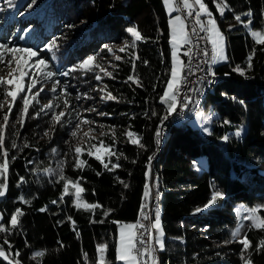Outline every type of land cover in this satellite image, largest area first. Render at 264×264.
I'll use <instances>...</instances> for the list:
<instances>
[{
    "label": "trees",
    "instance_id": "obj_1",
    "mask_svg": "<svg viewBox=\"0 0 264 264\" xmlns=\"http://www.w3.org/2000/svg\"><path fill=\"white\" fill-rule=\"evenodd\" d=\"M14 3L15 7L8 8L4 0H0V5L7 8L0 13V42L10 41L13 36L9 46L40 50L50 40L58 38L56 59L47 52L53 71L66 70L89 53L99 60L105 55L106 44L116 45L113 47L116 54L125 57L124 61H115L110 56L118 65L116 69L109 68L116 79L103 81L119 102L97 105V110L108 116L93 113L101 132L97 141L103 139L106 144L112 143L111 136H102V132H109V126L115 128L117 150L123 153L119 160L121 167L107 171L86 153L82 158L87 160V166L82 170L74 169L71 163L65 166L67 177H83L84 199L103 205V209L95 210V215L74 208L70 197H65L64 203L52 204L59 199L63 182H56L55 177L50 178L42 172L46 167H55L56 161L68 151L66 141L70 139L72 125H57L50 139H41L49 127L48 117L29 119L21 129L18 143L26 139L32 147L23 152H11L10 155L17 158L10 164L7 194L0 198L5 222L16 208L24 211L19 228L9 237L13 253L20 252L21 264H95L96 245L106 241L109 243L108 258L115 264L112 237L118 232V224L113 221H137L145 185L149 184L151 189L152 181L156 187L152 191L151 206L155 210L156 204H161L164 230L165 250L160 251L161 264H243L242 246L237 242H224L231 239V232L239 221L237 204L264 205V45H255L248 29H230L227 23L234 20V14L251 10V29L264 31L261 28L264 0H227L233 11H226L223 18L213 0H205L226 34L228 54L226 62L213 66L217 81L201 100L202 106L211 107L215 113L211 135L188 126L187 118L183 125L182 119H167L163 121L165 126L158 144L155 133L165 114L158 97L163 92L170 68L169 16L162 0H14ZM8 19L16 24L17 35L9 33ZM242 20L247 17L242 15ZM128 27H136L145 39L137 42L136 49L121 53L118 49L124 47L123 42L129 40L131 43L126 32ZM21 36L24 39H20ZM93 41L96 42L94 50L82 47ZM253 49L252 68L246 77H241L233 69L236 66L246 68ZM131 51L139 56L135 61V74L143 87L124 82L133 74L128 62ZM41 56L48 60L43 53ZM58 78L64 80L62 84L70 85L73 106L78 92L91 94L95 86L92 73H73ZM153 85H156L155 91ZM240 100L244 101L243 105ZM41 103L47 104L48 97L42 94ZM16 110L13 109V118ZM32 112L30 109V114ZM153 112L157 115H152ZM240 129L242 135L236 138L233 133ZM125 130L135 132L145 147L125 142L126 138L121 135ZM225 135L230 137L227 142L222 140ZM53 148L59 155L52 153ZM149 156L153 157L151 179L146 177ZM112 162H116L115 157ZM20 177H24L25 182L18 187ZM117 177L128 186L124 187ZM214 187L225 194L224 198L210 209L197 213L196 209L207 203ZM20 196L30 204H22ZM42 208L47 211H40ZM106 209L112 210L107 218L103 215ZM260 214L264 216V209ZM68 216L75 221L76 231L66 219ZM101 220L104 222L99 223ZM245 231L253 244V249L249 250L252 264H264V250L254 251L256 243L264 238V231L250 230L248 226ZM38 251L44 252V256L34 257ZM84 252L88 253L87 262L83 260ZM0 264L7 262L0 258Z\"/></svg>",
    "mask_w": 264,
    "mask_h": 264
},
{
    "label": "snow or ice",
    "instance_id": "obj_2",
    "mask_svg": "<svg viewBox=\"0 0 264 264\" xmlns=\"http://www.w3.org/2000/svg\"><path fill=\"white\" fill-rule=\"evenodd\" d=\"M162 3L169 16L170 68L167 73L168 78L164 82L163 92L158 97L159 103L164 106L165 114L161 117V124L155 133L157 144L159 143L163 129V121L167 120L173 113H176L178 108L186 109L192 103L193 98L190 95L185 94L183 98L181 96L183 89L189 83V77L195 75L192 67L193 61H199L197 65L199 71H205L207 76L215 77L216 73L212 70V65L222 61L226 62L228 59L225 54L224 35L205 0H162ZM4 4L8 8L16 6L14 0H4ZM213 4L221 18L225 16L226 11H233L227 0H213ZM5 11H7V8L0 5V13ZM173 13L177 14L173 16ZM242 15L247 17V20H242ZM233 18L246 29H251L253 24V12L251 10L243 14H234ZM234 26L230 25L229 28L231 29ZM261 28H264V25H261ZM126 32L131 38V43H129V40H125L123 42L124 47L118 49L121 53H126L130 49H136L137 42L145 39L136 27H128ZM250 35L255 45H264V31L250 30ZM20 39H24V37L21 36ZM57 39L50 40L40 50L33 47L9 46L10 41L0 42V72L5 73L4 75H0V96H2V99H0V198H4L7 194L10 164L17 158L15 155H10L11 152H23L25 148L32 147L26 139L18 143L21 140V129L24 128L26 121L29 119L48 117L47 123L49 127L43 132L41 139H50L51 133L55 131L57 125L61 127L66 123L72 125V130L69 133L70 139L66 141L68 151L64 154L63 158L56 161L55 167L49 166L42 169L43 174L50 178L55 177L56 182H63L61 195L58 200H53L52 204L64 203L65 197H70L74 208L77 210L83 209L95 215V210L103 209V205H100L98 202L89 203L84 199L83 194L86 189L81 184L83 177L78 176L76 179L67 177L65 175V166L71 163L74 169L82 170L87 166V160L82 158L86 153L88 157H94L95 160L99 161L105 170L114 171L121 167L119 160L123 156V153L117 150L118 141L114 127L109 126V132H102V136H111L112 143L110 144H106L103 139L97 141L94 136L90 135L95 131V128L92 127L95 122L84 118L81 112L73 106L70 100L72 96V93L69 91L70 85L67 83L62 84L58 77H69L73 73H82L83 75L92 73V79L98 82L92 88V91L99 94V100L101 102H119L118 97L113 95L111 91H108V85L103 83L105 78L116 79L113 71H109L108 69H116L118 65L110 60L106 67L102 62L97 60L96 55H90L66 70L53 71L51 63L41 56V51L51 53L52 59L55 60L56 52L59 50ZM202 41L203 46H201ZM209 45L211 46L210 51ZM104 47L115 61L125 60L124 56L116 54L113 47L108 45ZM254 55L255 49H253L247 58V67L236 66L233 71L241 77H246L247 71L252 68ZM185 57L187 58V62H185ZM138 59L139 56L136 55L135 51H131L128 62L131 63L133 74L128 75L124 82L126 84L131 82L137 87H143L139 76L135 74V61ZM209 60L210 64H208ZM144 63L146 64L147 61H144ZM199 64H208V67L207 69L199 68ZM49 84L51 85L50 87H48ZM155 89L156 85H153V90L155 91ZM188 91H196V89H188ZM42 94L44 97H48L47 104L41 103ZM75 99L77 101L95 100L96 97L90 95L88 92H78ZM18 101L19 106L17 107ZM239 103L243 105L244 101L240 100ZM5 108L7 109L6 111ZM14 108L17 109L15 118H13ZM30 109L33 110L32 114H30ZM84 111L97 112L100 116L109 115L108 113L99 112L94 105L89 106ZM152 115H157V113L153 112ZM200 115L203 116V113ZM83 126H88L89 130L88 132H84L83 136H80L79 134L82 132ZM203 131L211 135L209 128L205 127ZM121 135L126 138L125 142L140 148L145 147L141 143V138L135 132L125 130ZM233 135L236 138H240L242 129L235 131ZM229 139L228 135L222 137V140L225 142ZM73 141L77 142L73 143ZM36 150L39 151V149ZM51 151L54 155H59L56 148H53ZM113 157H115V163L112 162ZM106 158L107 162H105ZM152 159V156L148 157V164L146 166L148 169L146 177L148 179H151ZM110 164L111 167H109ZM99 174L97 173V175ZM117 180H119V177H117ZM24 182V177H20L17 186L19 187ZM119 182L124 184L122 180H119ZM127 186V184H124V187ZM158 195L159 193L157 192L156 196L158 197ZM224 196L225 194L222 191L214 187L207 203L203 207L197 208L196 212L199 213L210 209L219 199H223ZM151 198H153L151 196V189L149 184L146 183L143 203L141 204L137 221L132 223L113 221V223L118 224V232L112 237V244L115 250V264H159L158 252L165 250L164 231L158 205L154 212L149 207ZM19 200L22 204H30V201L24 196H20ZM262 209H264V205L253 208L238 207L236 212L241 219V223L231 232V239L224 242L226 244L237 242L242 246L240 258L243 264H252L249 250L253 249L252 241L248 238L247 231H244V222H249L248 229L250 230L264 231V216L260 215ZM40 211H47V208H42ZM111 211V209L104 210V217L107 218ZM23 215V209L16 208L5 222V214L0 212V234H3L0 237V258L7 262V264H21L18 259L20 252L16 250L13 253V245L9 237L19 228L20 217ZM66 219L71 223L72 230L76 231L75 221L72 217L68 216ZM92 222L96 223L97 221L93 220ZM103 222L104 220L99 221V223ZM76 235L79 237V232H76ZM5 246H7V250ZM61 246L63 245L61 244ZM261 250H264V238H261L254 248L256 252H260ZM108 254L109 243L107 241L97 244L95 264H113V261L108 258ZM42 256H44V252L38 251L34 253V257ZM88 259V253L84 252L83 260L87 262Z\"/></svg>",
    "mask_w": 264,
    "mask_h": 264
},
{
    "label": "rangeland",
    "instance_id": "obj_3",
    "mask_svg": "<svg viewBox=\"0 0 264 264\" xmlns=\"http://www.w3.org/2000/svg\"><path fill=\"white\" fill-rule=\"evenodd\" d=\"M177 13H173L172 15L174 16V15H176ZM218 22V21H217ZM219 24V23H218ZM227 25L228 26H230V25H235L234 27H232L231 29H234V30H244V29H246L245 27H243L240 23H238L237 21H235V20H232V21H229L228 23H227ZM6 27H7V29H10V32L9 33H11V31H12V33L13 34H15V35H17V32H16V30H17V28H16V24L12 21V19H8L7 21H6ZM220 27V26H219ZM12 28H14L15 30H12ZM220 30H221V32L223 33V35H224V38H225V40H224V45H225V54H226V56L228 57V54H227V50H226V34H225V32L222 30V28L220 27ZM249 31L250 30H257V29H248ZM6 35H8V34H6ZM8 37H10V35H8ZM13 38V36H11L10 37V41L11 40H13L12 39ZM94 43H92V44H83L82 45V47L83 48H85V49H89V50H94V47H95V45H96V42L95 41H93ZM107 45V44H106ZM108 46H111V47H115L116 48V45H114V44H110V45H108ZM92 52V51H91ZM105 52V55L103 56V55H101L100 56V58H99V60L98 61H100V62H102L106 67H107V65H108V61H110V56H112V55H109V53L107 52V50H105L104 51ZM41 53H43L44 54V56L45 57H47L48 58V61L51 63V59L48 57V54H47V52H44V51H41ZM90 55H94V54H92V53H89L86 57H88V56H90ZM85 57V58H86ZM84 58V59H85ZM185 59V58H184ZM83 60V59H82ZM228 60V59H227ZM222 62H224V61H222ZM211 62H210V60H209V64H210ZM219 63H221V62H218V63H216V64H219ZM215 64V65H216ZM213 66L214 65H212V68H213ZM109 70V69H108ZM5 73L4 72H0V75H4ZM64 78V77H63ZM64 82V80H62L61 79V83H63ZM95 82V85H96V81H94ZM51 85L49 84L48 85V87H50ZM94 87V86H93ZM91 94L90 95H92V96H95L96 97V99L95 100H81V101H75L74 103H75V108L76 109H78L80 112H81V114H82V116L84 117V118H86L87 120H89V121H94L95 123H94V125H92V127H94L95 128V131L94 132H92L90 135H92V136H94L95 138H96V140L98 139V136H100L101 135V132L98 130V127H99V125H98V121H96L95 120V114H93V113H96V112H86V111H84V109H87V108H89V106H95L96 108H97V105H99V103L101 102L100 100H99V94L98 93H94L93 91L92 92H90ZM198 101V103L196 102V104H195V106H194V108L191 110V112H190V114H188V117H187V122H188V126L190 125V126H192V127H194V128H197V129H199V131L201 132V133H203V134H207V133H205L204 131H203V129L205 128V127H207V128H209V130H211L210 128H211V121H212V119H213V117L215 116V113H214V111H213V109L211 108V107H208V108H205L204 106H202V102H200V100H197ZM47 101H44V103H46ZM87 113H89V114H87ZM91 113V114H90ZM201 113H203V116H201L200 114ZM214 114V115H213ZM210 118V119H209ZM187 129V128H186ZM88 130H89V128H88V126H83L82 127V132L79 134L80 136H83V133L84 132H88ZM77 141H73V143H76ZM153 183V184H152ZM151 189H152V191H154V189H155V187H156V185L154 184V182L152 181L151 182ZM154 192H152V194H153ZM158 205V203L156 204V206ZM260 205H262V204H258V205H254V206H249V205H245V204H237L236 205V209L238 208V207H240V206H245V207H247V208H253V207H257V206H260ZM156 208V207H155ZM156 210V209H155ZM155 210H153V212L155 211ZM158 210H159V212H160V216H161V204H159L158 205ZM1 212V211H0ZM261 215V214H260ZM123 223H132V222H123ZM240 223H241V219H240V217H239V221H238V223L236 224V226L233 228V230H235L239 225H240ZM248 223L249 222H247V221H245L244 222V231H245V229L247 228V226H248ZM161 224H162V221H161ZM163 228V227H162ZM164 231V230H163ZM242 234H243V232H242ZM160 253V252H159ZM160 258H161V255H160Z\"/></svg>",
    "mask_w": 264,
    "mask_h": 264
},
{
    "label": "built area",
    "instance_id": "obj_4",
    "mask_svg": "<svg viewBox=\"0 0 264 264\" xmlns=\"http://www.w3.org/2000/svg\"><path fill=\"white\" fill-rule=\"evenodd\" d=\"M201 35H203V34L201 33ZM201 46H203V41L201 42ZM209 51H210V49H209ZM185 62H187V60ZM198 63H199L198 60L193 61L192 67H193V70L195 71V75H192L189 77V83H188L187 87L185 89H183L182 96H181V98H183V95H185V94L190 95L193 98L192 103L189 104L188 108H186V109H179L178 108L177 112L173 113L168 118V119L182 118V125L184 124V118L186 117V115L190 114L191 110L194 108V96L196 95V93L205 89L210 83L213 82L214 78L216 77V76L215 77L207 76L205 71H199L197 68ZM199 68L206 69V64H199ZM213 71H215V70H213ZM209 81H211V82H209ZM188 89H196V91L189 92ZM164 126H165V124H163V129H164ZM163 129H162V131H163ZM151 196H152V189H151ZM149 207L152 210H154V208H152V206H151V199H150Z\"/></svg>",
    "mask_w": 264,
    "mask_h": 264
},
{
    "label": "bare ground",
    "instance_id": "obj_5",
    "mask_svg": "<svg viewBox=\"0 0 264 264\" xmlns=\"http://www.w3.org/2000/svg\"><path fill=\"white\" fill-rule=\"evenodd\" d=\"M210 48H211V46L209 45V49H210ZM186 60H187V58H185V61H186ZM208 64H209V61H208ZM208 64H206V69H207V67H208ZM212 70H214V69L212 68ZM217 77H218V76H217ZM215 81H217V80H216V77L214 78L213 82L210 83L205 89H203L202 91H199L198 93H196V95L194 96V106H195L197 100H200V102H201V100H202V98L204 97L206 91L210 88L211 85L214 84ZM187 117H188V114L186 115V117H185L184 119H186ZM173 119H174L175 121H177V120L182 119V118H173ZM184 127H185V126H184ZM152 211H153V210H152ZM158 260H159V264H161V258H160V253H159V252H158Z\"/></svg>",
    "mask_w": 264,
    "mask_h": 264
}]
</instances>
